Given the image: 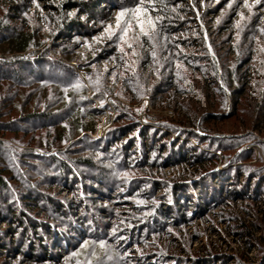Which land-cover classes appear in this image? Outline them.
<instances>
[{"label": "rangeland", "instance_id": "rangeland-1", "mask_svg": "<svg viewBox=\"0 0 264 264\" xmlns=\"http://www.w3.org/2000/svg\"><path fill=\"white\" fill-rule=\"evenodd\" d=\"M82 1L0 0V264H264V0Z\"/></svg>", "mask_w": 264, "mask_h": 264}, {"label": "trees", "instance_id": "trees-1", "mask_svg": "<svg viewBox=\"0 0 264 264\" xmlns=\"http://www.w3.org/2000/svg\"><path fill=\"white\" fill-rule=\"evenodd\" d=\"M99 2H100V0H96V1H91V3L90 2H86V1H82L81 2V5H82V7H83V11H84V13L86 14V15H88V13L89 12H91V11H93L95 8H97L100 4H99ZM66 6H67V9H73V8H76V7H74V6H70V3H67V4H65ZM12 30V32H16V30L14 29H11ZM60 40V39H59ZM14 64V65H13ZM23 63L21 62V61H16V63H10V62H6L4 65L5 66H7V68H5V70H0V81H7V80H10V79H15L14 77H16V75H18L17 73H19L18 71H20V68H21V65H22ZM1 65V64H0ZM13 66H18L17 67V69H14V70H11L10 72H11V74H12V76H11V74H9L8 72H7V70H9L10 68L12 69L13 68ZM28 67V66H27ZM39 74V76H37V78L38 79H43L44 81H47L48 82V80L46 79V77L44 76V75H42L41 73H38ZM22 82H25V80L23 81L22 80ZM73 83V86L75 87V85L77 84L75 81L74 82H72ZM71 87V86H70ZM84 92V88L83 89H79V92ZM3 100V99H2ZM77 104H79V103H77ZM32 116H34V114L33 115H28L27 116V118L26 119H30ZM42 119H44V120H52L53 118H54V115L53 116H50L49 114H47V113H44V114H41V115H39ZM19 122H24V121H22V120H20ZM48 126V125H47ZM19 129H21L22 131L21 132H23L24 131V129L25 128H22V127H18ZM41 128H47V127H41ZM4 129H6V130H11L12 129V127L10 128V126H7L6 124H2V125H0V131H2V130H4ZM1 148H3V145L0 143V150H1ZM4 153H2V151H0V158H2L1 157V155L2 156H5V154L3 155ZM4 158H6V156L4 157ZM1 161V160H0ZM6 167V164H0V170L2 171L3 170V168H5ZM62 167L64 168V169H66V165H62ZM15 179L17 180V178L15 177ZM14 179V180H15ZM0 187L2 188V189H8L9 187H8V185L5 183V181H4V177L3 176H1L0 175ZM27 200H29V201H27V203H29V202H34L35 201V198L34 197H28L27 198ZM36 202V201H35Z\"/></svg>", "mask_w": 264, "mask_h": 264}, {"label": "snow or ice", "instance_id": "snow-or-ice-1", "mask_svg": "<svg viewBox=\"0 0 264 264\" xmlns=\"http://www.w3.org/2000/svg\"><path fill=\"white\" fill-rule=\"evenodd\" d=\"M101 246H103V245H101Z\"/></svg>", "mask_w": 264, "mask_h": 264}]
</instances>
